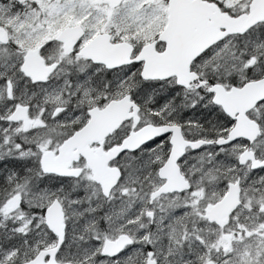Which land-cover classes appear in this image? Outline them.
<instances>
[{
    "label": "snow or ice",
    "instance_id": "1",
    "mask_svg": "<svg viewBox=\"0 0 264 264\" xmlns=\"http://www.w3.org/2000/svg\"><path fill=\"white\" fill-rule=\"evenodd\" d=\"M0 264H264V0H0Z\"/></svg>",
    "mask_w": 264,
    "mask_h": 264
}]
</instances>
